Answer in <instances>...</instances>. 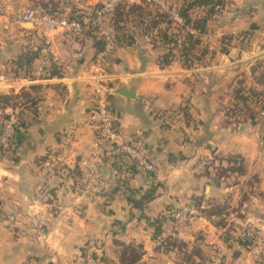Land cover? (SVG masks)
<instances>
[{
    "label": "crops",
    "instance_id": "obj_1",
    "mask_svg": "<svg viewBox=\"0 0 264 264\" xmlns=\"http://www.w3.org/2000/svg\"><path fill=\"white\" fill-rule=\"evenodd\" d=\"M243 1L228 0L209 17L196 50L200 55L208 43L214 56L209 51L190 67L179 61L159 65L167 44L159 35L166 23L157 7L139 4L127 12L121 24L130 41L118 43L102 63L112 87L107 99L121 136L142 139L156 171L134 168L126 175L104 151L101 188L91 196L80 187L78 161L89 155L97 131L93 35L0 23V131L11 108H18L21 123L0 158V264H126L122 242L139 252L133 264H235L247 255L238 249L237 233L217 232L238 221L234 214L242 210L239 185L227 181L238 173L217 174L210 164L241 154L245 173H256L257 189L264 192V116L255 103L244 106L239 98L245 84L264 95L260 69L244 57L250 52L232 61L218 44L220 34L240 24H221L222 13ZM33 49V73L44 68L39 77L18 65ZM51 63L57 74L46 71ZM185 202H197L206 213L177 237L186 246H174L158 217ZM220 214L219 223L210 218Z\"/></svg>",
    "mask_w": 264,
    "mask_h": 264
},
{
    "label": "built area",
    "instance_id": "obj_2",
    "mask_svg": "<svg viewBox=\"0 0 264 264\" xmlns=\"http://www.w3.org/2000/svg\"><path fill=\"white\" fill-rule=\"evenodd\" d=\"M141 1L154 5L160 12L166 13L171 19L170 28L177 35V45L173 48L174 52H179L185 33L198 31L197 28L186 23L182 15L179 14V6L182 0H98L99 6L89 15L82 17L81 20L57 13H48L42 7L28 8L25 12L18 14V16L47 30L78 32L94 27L103 39L102 49L96 57V72L93 75L95 100L92 117L94 118L97 131L89 155L78 161V167L81 170L80 187L89 196L97 194L101 188L102 174L99 161L104 151L108 150L115 157L114 160L121 164L126 175L132 174L134 168L156 171L143 140L137 136L129 139L121 136L107 99V93L112 91V87L105 78L102 66L106 57L117 45L116 30L112 21L115 7L119 4L138 3ZM189 12L194 17H201L205 15L206 9L205 7L194 5L189 9ZM164 21L167 23L166 20ZM228 54H231V51L225 53L226 56ZM41 69L37 68V74L40 73ZM250 99L251 96L248 97L249 101H251ZM258 106L264 112V106L261 104ZM17 127V111L15 108H11L7 111V116L0 131V158L10 147L18 129ZM50 158L45 159L44 163L50 165ZM201 216L202 214L193 203H184L171 211L162 212L158 217V223L164 237L177 238Z\"/></svg>",
    "mask_w": 264,
    "mask_h": 264
},
{
    "label": "rangeland",
    "instance_id": "obj_3",
    "mask_svg": "<svg viewBox=\"0 0 264 264\" xmlns=\"http://www.w3.org/2000/svg\"><path fill=\"white\" fill-rule=\"evenodd\" d=\"M97 3V0H0V14L8 15L7 18H0V23H9L10 25L13 24L18 28L25 30L28 27H34L33 25H37H32L30 21L18 16L19 13L25 12L28 8L42 7L44 11H47L48 13H62L60 15H66L69 18L76 19L77 17H84L92 13ZM237 5L238 6H231L229 4L225 9L226 12L221 11L223 12L221 15V20L219 21L221 24L231 25L233 23L235 26L238 25L237 23L239 22L240 24L235 30L222 33L218 36L219 49L227 53L230 52L229 50L232 49L233 46H235L234 50L230 54V57L228 56L232 61L233 59L234 61L235 59H240L241 55L243 54V50H246L245 52L248 53L250 52L249 55H247V53H244V57L248 56L251 59H254L255 62L250 65H254L256 67L255 70L260 69L259 72H261L264 70V0H246ZM235 8H238V13H235ZM170 25L171 22H167L165 27L168 28V31L170 33H174L171 30ZM193 33H198V31ZM205 34L206 31L201 34L200 41H204L203 36ZM208 45L209 44L206 43L205 46L208 47ZM207 49L208 52H212L211 54H209V57H213L215 50L209 47ZM35 51L36 50L34 49L26 50L25 53ZM174 55L175 58L173 59V61L180 62V53L174 52ZM256 63L257 65H255ZM43 69L38 74L36 72L32 73L33 75H31L30 77L41 76ZM245 85H240L241 96H251V101L248 102L249 104H254V101L257 100L255 102V105L258 106L259 104H261L262 106H264V95L262 93L260 94L261 90L252 87L251 84L248 87H245ZM258 109L260 111V106ZM15 110L17 111V128L19 129L21 127L19 110L17 107H15ZM261 114L264 116L263 111L261 112ZM6 116L7 113H5V115L3 116V121ZM260 138L263 139V136H261ZM260 148H262V146H260ZM3 156L4 153L2 157ZM219 162L220 159L216 161L215 165L213 164V162L210 164L215 168L219 165H217V163ZM228 163V161H223L222 166L225 167ZM227 181H232L234 183L236 182L239 185V188L237 187L236 190L239 195V204H242V210L237 208L238 210L234 214L235 216H237L238 221L235 222L234 219H232L231 221H229L230 223L228 226L226 225L227 223L224 225V229L218 227L217 229L219 230L217 232L222 235V233L226 231V233L229 234L228 231L230 229V231H234L235 233H237V236L241 240V247L238 249L241 251V248H243L247 255L242 257L239 260V263L235 264H264V192L263 189H257V183L260 181V177L257 176L256 173L255 175L253 173H251L250 175H247V173L235 174L234 178L230 177ZM228 196L230 198V195ZM252 196L256 197L257 200H255V202L253 200V202H251L252 204L250 203V205H244L243 201H248ZM226 203H228V205L230 206L228 201H226ZM193 204L197 207L198 211H200L202 215L206 213L204 208L200 206V204H197V202H194ZM210 218L218 223L224 219L222 218L221 214L211 216ZM234 222L236 224L235 226L233 225Z\"/></svg>",
    "mask_w": 264,
    "mask_h": 264
},
{
    "label": "trees",
    "instance_id": "obj_4",
    "mask_svg": "<svg viewBox=\"0 0 264 264\" xmlns=\"http://www.w3.org/2000/svg\"><path fill=\"white\" fill-rule=\"evenodd\" d=\"M227 2L228 0H182L179 6V14L182 15L186 23H189L193 27L198 29V33L187 32L184 35L181 46L179 47L180 62L182 64L190 67L193 65L195 58H200L201 55L208 53L207 46H204L203 48L200 49L201 50L200 55H198V50H196L199 43L201 42L200 41L201 34L204 33L206 29V23L209 17H211L221 8H223ZM139 4H150V3L141 1L138 3L119 4L115 7L113 14H112V21H113V24L116 30L117 44L121 42L130 41L129 37L123 31V25L121 24V21L124 19V16L128 14L127 12L129 10H134L136 6ZM194 5L205 7L206 9L205 15L201 17L192 16V14L189 12V9ZM98 6H99V3H97L96 7ZM158 15H159L158 18L160 20H166L169 23L171 22V19L168 17L166 13L159 11ZM76 19L81 20L82 16L77 17ZM84 31L89 32L93 35L94 46L97 50L96 54H98V52L102 49V46H103V39L101 35L98 33L97 29L94 27L89 28ZM158 31H159L161 40L165 44H167V49L165 50V52L159 55V65L164 66L172 62L173 59L175 58L173 48L177 45V42H176L177 35L175 33H170L167 27H164L163 29H159ZM36 57H37V51L27 52L24 60L20 62L22 64H18L19 67L22 66V69H24V72L26 75H29V76L33 75L32 74L33 65H34L33 62ZM45 69L49 75L58 73L53 63H51L50 66H46ZM258 79L264 83V70L260 72ZM245 96L243 95L241 96L240 94L239 98L242 100L244 105H248L249 100H248V97H245ZM223 158H225L229 163L225 167H223L222 165H218L216 167L217 174L223 171H227V170L231 172H237L238 174L245 173L244 158L241 154L239 153L228 154L227 156H223ZM220 209L221 208L218 207V208L213 209V211L219 212ZM166 238H167V242L171 243L174 246L176 245H179V246L183 245L184 247L186 246V244H184L182 241L177 242V238H170V237H166ZM121 244L123 247V250H121V256H120L121 263L133 264V262L137 260L139 256V252L135 250L133 247H131L132 245L130 244L123 243V242Z\"/></svg>",
    "mask_w": 264,
    "mask_h": 264
},
{
    "label": "water",
    "instance_id": "obj_5",
    "mask_svg": "<svg viewBox=\"0 0 264 264\" xmlns=\"http://www.w3.org/2000/svg\"><path fill=\"white\" fill-rule=\"evenodd\" d=\"M116 90L119 91L120 93L127 94V95H131V91H125V90L120 89V88H118Z\"/></svg>",
    "mask_w": 264,
    "mask_h": 264
}]
</instances>
